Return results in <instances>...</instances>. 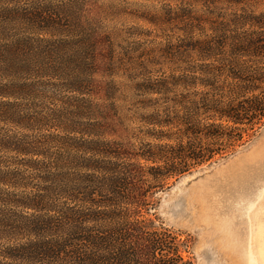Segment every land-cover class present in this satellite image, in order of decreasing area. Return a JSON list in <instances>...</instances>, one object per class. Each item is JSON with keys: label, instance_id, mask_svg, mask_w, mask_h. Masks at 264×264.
<instances>
[{"label": "trees", "instance_id": "16d2710c", "mask_svg": "<svg viewBox=\"0 0 264 264\" xmlns=\"http://www.w3.org/2000/svg\"><path fill=\"white\" fill-rule=\"evenodd\" d=\"M170 1L119 56L88 0H0V264H192L145 215L264 119V11Z\"/></svg>", "mask_w": 264, "mask_h": 264}, {"label": "rangeland", "instance_id": "374dc122", "mask_svg": "<svg viewBox=\"0 0 264 264\" xmlns=\"http://www.w3.org/2000/svg\"><path fill=\"white\" fill-rule=\"evenodd\" d=\"M88 2L119 56L126 55L127 47L137 50L155 38L153 33L144 34L153 29L148 19L164 3H172ZM249 8L263 12L264 0H252ZM153 200L154 207L145 216L175 232L181 255L192 264H264V119L232 151L169 180Z\"/></svg>", "mask_w": 264, "mask_h": 264}]
</instances>
